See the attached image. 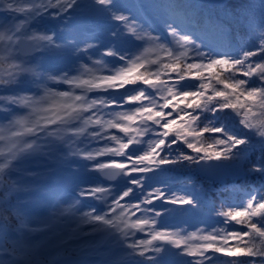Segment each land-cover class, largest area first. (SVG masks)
Wrapping results in <instances>:
<instances>
[{
  "label": "snow or ice",
  "instance_id": "1",
  "mask_svg": "<svg viewBox=\"0 0 264 264\" xmlns=\"http://www.w3.org/2000/svg\"><path fill=\"white\" fill-rule=\"evenodd\" d=\"M95 3L107 6L110 12L116 9L114 0H95ZM5 7L10 14H4L7 23L4 25L5 30L0 32V53H3L0 54V85H15L18 90H22L27 85L35 84L37 80H47L67 84L71 90L45 89L43 95L34 93L0 97V100L27 109V115L14 117L9 120L7 127L0 128V142H3L0 157L5 161L0 163V174L5 173V170H9L10 174L14 170L12 162L34 149L35 139L29 142L25 137L39 138V133H44L47 137L56 131L53 126L64 125L70 126L69 130L76 135L86 132L88 126H97L100 131H93L91 135L98 139H105L102 133L112 129L124 134L119 136L113 133L107 137L115 142L116 147L106 145L95 153L88 152L85 155L87 159L94 160L113 153L125 157L132 167L129 169L127 164L110 159L107 163L97 162L95 169L98 171L112 170L117 174L128 175L130 172L153 171L154 167L159 169L161 165H183L188 162L200 166L204 162L203 167L210 172L222 169L241 171L245 164H250L248 172L264 175V58L253 59L257 56L264 57V16L259 25L260 42L255 50H248L251 46H241L238 51L234 50L235 54L214 56L198 52V57L203 59L188 63V50L174 51L166 44H159L158 48L164 53L163 56L156 55L152 58L146 55L156 51L153 47H147L140 56L112 70L111 75H97V70L85 65L84 73L70 77L68 72L50 75L42 64L38 68L26 66L21 54L25 52L26 46L32 51L47 49L55 54V50L61 47L55 42L56 33L49 35L35 32L32 24L52 23V20H45V13L53 19L65 21L69 10L75 12L80 7L78 0H24L23 4L7 3ZM141 7L146 9L148 6ZM221 7L225 17H245L249 14L248 8H241L236 12L227 5ZM176 10L173 8V12ZM15 13L22 14L23 18L15 16ZM113 18L123 21L127 31L145 43L158 42L169 36V43L181 48L192 43L190 35L180 34L182 27L174 15L171 24L165 21L168 31L163 37L143 31V25L130 20L129 16L118 9ZM253 27L249 23V28ZM138 29L141 34H137ZM152 31L156 29L153 28ZM112 35L115 39L120 38L119 33L113 32ZM107 55L115 56L117 53L109 51ZM31 59L35 60L36 57ZM120 59L123 60L124 57ZM95 63L100 64L102 61ZM237 74H242L245 78L241 79ZM193 81L199 83L195 84ZM110 89H124V92L118 97L109 94L111 98L103 95L92 98L88 96V93L96 90L108 92ZM36 92H39V87ZM121 101L132 106L127 111L105 112L112 105L122 107ZM206 113L212 114V117L209 118ZM106 115L112 118L105 119ZM236 117L239 119L236 120ZM77 122L82 126H77ZM145 136L150 138L144 140ZM181 142L186 149L192 150V154L180 150ZM256 143L260 146L259 159L253 162L250 154ZM130 145L139 147L131 149L132 154H129L126 150L130 149ZM173 146H176L175 156ZM136 152L142 154L137 155ZM210 161L217 163L209 164ZM130 183L138 185L140 180L131 179ZM156 191L153 199H159L163 195L159 190ZM107 192V188L95 187L87 194L95 196ZM132 192L133 188L127 187L119 198L113 199L114 207L110 211L116 213L120 209L118 214L93 215L95 208L83 214L88 218L84 222L95 226L93 231L100 228L105 233H110L126 247L128 256L144 257L149 264H205V261L207 264H258L255 258H259V264H264V184L249 191L247 200L241 206L230 207L219 213L225 217V224L233 221L240 226L239 229L227 231L221 228L206 234L191 233L188 236H181L178 232L167 229L156 230L155 217L161 213L154 208L146 209L147 212L154 213L153 217L142 215L132 219L135 216L132 209L140 210L139 204L125 207L120 203V200ZM80 195L85 193L81 192ZM147 203L152 204V199H148ZM171 203L196 206L199 202L188 195L174 197ZM3 207L0 204V209ZM22 227L26 228L27 225L23 224ZM146 229L149 230L148 239L128 241V237ZM117 233L125 239L120 241ZM10 235L15 236L16 232ZM28 235L30 238L31 232ZM232 241L235 243H231ZM20 246L24 249L21 258L19 262L13 260L12 264H35L31 253L37 250L28 244ZM173 248L177 251L174 252ZM149 253L154 255H148ZM185 256L194 260L182 259ZM222 257L233 259L223 260ZM240 257L249 259L241 261ZM0 264L4 262L0 261ZM68 264L86 262L73 258ZM116 264L125 262L119 261ZM134 264H144V261L137 260Z\"/></svg>",
  "mask_w": 264,
  "mask_h": 264
},
{
  "label": "rangeland",
  "instance_id": "2",
  "mask_svg": "<svg viewBox=\"0 0 264 264\" xmlns=\"http://www.w3.org/2000/svg\"><path fill=\"white\" fill-rule=\"evenodd\" d=\"M82 1L83 0H78L80 7L76 9L75 12L69 10V13H67L66 16L68 19L64 22L68 25L58 24L56 22L57 18L53 20V25L50 26L43 23L37 24L35 22L32 25L35 32H43L49 35L58 30L61 32H56L54 37L55 42L61 45V47L55 51L62 50L64 53L69 52L67 56L63 57L64 59L54 60L59 61V63H51L52 65H50L49 62H51L50 58L52 52H49L47 49H43L42 51L39 50L38 54L33 56L36 57L35 60H32V57L23 59L33 61L32 63H34V66L37 68L41 64L43 66L44 63L50 75L55 76L60 75L62 72H68V75L71 77L84 73L85 65L93 70H97V75H111L112 70L123 66L128 60L140 56L147 47H153L156 51L146 53V55L152 58H155L156 55L163 56L164 53L158 48L159 44H166L172 47L174 51L188 50V57L193 59L192 62L203 59V57H198V52L207 53L208 55L211 54V51L208 50V47L211 45L210 40H201L183 28L180 34L190 35L192 37V43L186 45V48H181L174 43H169L171 40L170 36L168 39L162 38L158 42L145 43L144 41L136 39L135 36L129 33L123 21H118L113 18V14H115L116 9H118L122 14L129 16L130 20H136L137 24L143 25V31H147L151 35H161L163 37L168 31L165 21L171 24L172 18L166 13V8L155 7L154 0H118V5H116V9L111 11V14L108 13L101 21H92V23L88 21L86 16L89 3L83 4ZM17 2L23 4L24 0H3V3H0V32L5 30L4 25L7 23L4 14H10L5 5L7 3H13L15 5ZM141 5H147L148 7L145 9L141 7ZM142 8L145 9V12L149 13V18L145 17V15L140 12ZM106 10L109 11L108 8H106ZM14 15L21 19L23 18V15L20 13H15ZM83 26H87L86 32H81ZM153 28L156 29V31L153 32ZM112 31L119 33L120 38L115 39L112 35ZM122 31H125V33L121 35L120 33ZM68 32L73 36L68 39L70 43L67 44V40L63 39V36ZM137 34H141L140 29H138ZM99 35H101L100 38H98ZM60 37L61 39L59 40L58 38ZM64 48H66V50H63ZM101 51H105L106 54L112 51L117 53V55H108L110 58V60H108L100 54ZM120 57H124V59L121 60ZM96 61H102V63L97 64L95 63ZM4 78L6 79L7 77ZM164 78L167 79V77ZM194 82L195 81H193V83ZM37 87H39L38 93L36 92ZM144 87L147 89V86ZM11 88L15 89V93L20 95H33L34 93L43 95L45 89H55L56 91L71 90L69 85L62 82L37 80L35 84L27 85L22 90H18L15 85H0V97L13 96L15 93L9 94L8 92ZM96 91L98 93H88L89 98L97 95H103L108 98H111V96L118 97L124 92V89H110L108 92H104L103 90ZM109 94H111V96H109ZM160 103H163V100H160ZM121 105L122 107L112 105L106 108L105 112L114 113L127 111L129 107L132 106L123 101H121ZM24 115H27V109L13 105L5 100H0V128L7 127L9 120H12L14 117ZM111 118L110 115L105 116V119ZM77 126L82 125H79L77 122ZM53 127L56 128V131L47 137H45L44 133H39V138L33 136L24 138L29 142L35 139V147L29 151L42 152L44 154L43 158L35 157L19 163H16L14 160L12 162L14 170H12L10 174L9 170H5V173L2 174L3 177L0 178V204L4 205L3 209H0V213L8 208L10 216L7 214H3V216H6V220L9 222L8 225L14 226L13 228H5L4 223V225H1L4 228H0V261H3L4 264H12L13 260L19 262L21 253L24 251L20 246L22 244H28L37 250L31 253V258L35 264H57L56 260L61 257L81 256L84 254L89 255L84 259L86 264H102L104 262H101L99 257L109 253L108 248H102V245L105 244H115L109 258L105 260L106 263L116 264V262L120 260L124 261L125 264H134V260H131V257L126 254L127 250L125 246H122L110 233H105L100 228H96V230L93 231L95 226L91 223H85L84 221L88 218L83 215L84 213L91 212L93 208L96 209V212L92 213L93 215L102 213H109V215L118 214L120 209H117L116 213L110 211V209L114 207L112 201L114 198H119L123 191L127 190V187H132L133 192L130 193L128 197H124L120 200V203L125 207L139 204L140 209H132V211L135 212V216H133L132 219H136L142 215L153 217L154 213L147 212L146 209L154 208L156 212L161 213L160 216L155 217L157 220L155 226L156 230L167 229L178 232L181 236H188L191 233L201 235L212 232V230H207L203 226L199 227L198 225L195 227L193 220L196 221L198 218L194 219L192 217L196 214V211H194L195 206L171 203V199L174 197L188 195L184 189H174L172 187L173 185L166 181V172L163 166L159 168L160 171L163 172V175H159L158 169L155 167L153 171L143 173L130 172L128 175L121 174L123 183L120 185L102 184L101 182H97L93 177L86 175L87 171L95 168L97 162L107 163L110 159H115L127 164L129 169L132 167L131 162L125 157L117 156L113 153L96 157L94 160L86 158L85 153H95L106 145L108 147H116L115 142L107 139V137H110L113 133L123 136L124 134L119 132V130H109L102 133V135L106 137L105 139H98L91 135L93 131H100L97 126H88L87 131L79 135L70 131V126L61 125L59 127ZM149 138V136H145L143 139L147 140ZM2 144L3 142H0V146H2ZM126 151L132 154L130 149ZM136 154L139 155L142 153L136 152ZM4 162V158L0 157V163ZM140 166L144 167L145 165ZM154 173L157 174V177H153ZM131 179L140 180V184H131ZM71 180H73L72 182H74L75 185L69 188L70 186L68 187L67 185H70L68 182ZM64 182L67 185L64 184ZM159 182L162 183L161 186L157 184ZM95 187H110L109 192H107V198L98 199L97 196H102V194H97L95 196L87 194ZM156 190L163 193L159 199H153L157 194ZM81 192H84L85 195H80ZM74 194H79L82 199L86 200V204H81L76 200ZM44 197L48 198V201L45 200ZM148 199H152V204L147 203ZM196 206L199 207V204ZM98 208L101 209L97 210ZM183 210H186L185 216L177 217V219L173 217L172 219L173 212H178L181 215L184 212ZM20 213H22V215H18ZM1 217L0 220H4ZM20 218L21 221L27 225L26 228L22 227L21 221L19 223ZM16 221L18 224H16ZM174 224L176 226H174ZM14 231L16 235H10ZM29 232H31L30 238L28 235ZM117 236L120 241L125 239L119 233H117ZM132 238L134 240L148 239L149 230L146 229L144 232H137L135 236H130L127 239L132 241ZM85 240L87 241L85 244H89L88 249L84 250L81 247H76L78 244H84L83 241ZM166 247L171 248L172 246L166 245ZM71 249H75L77 254H67L66 251ZM172 250L174 252L177 251L174 248ZM11 252H14V255ZM161 255H163V253H161ZM141 258L142 257H138L137 259L139 260ZM185 258H187V256L182 257V259ZM144 264H149V262L145 260Z\"/></svg>",
  "mask_w": 264,
  "mask_h": 264
},
{
  "label": "trees",
  "instance_id": "3",
  "mask_svg": "<svg viewBox=\"0 0 264 264\" xmlns=\"http://www.w3.org/2000/svg\"><path fill=\"white\" fill-rule=\"evenodd\" d=\"M118 2V0H115L114 4L118 5ZM154 2L155 7L163 9L166 8V13L171 18L174 15L177 23L184 30L189 33H192L194 36L201 40H210L211 45L208 47V50L211 51V54L209 56H214L216 54H235L234 50L238 51L241 46H251L250 48H248V50H255V46L258 45L260 42L259 25L262 16H264V0H230L226 4L229 9L235 10L236 12H239L241 8H248L249 14L245 17L231 15L225 17L221 6L211 7L197 0H154ZM169 5H172L173 7L170 8ZM173 8H176L177 10L173 12ZM107 12L111 14L110 11ZM46 18L49 20L53 19L52 17L48 16L47 13H45V19ZM56 20L58 24H67L64 21L62 22L59 18H57ZM249 23L254 26L252 29L249 28ZM221 25H223L224 27L221 28ZM124 33L125 31H122L120 34L122 35ZM68 43L70 42H67V44ZM63 50H66V48H64ZM55 54L63 55L64 51L57 50L55 51ZM262 58L264 57L257 56L253 59L260 60ZM24 61L26 62V66L30 65L32 67H35V64L32 63L33 61L29 59ZM187 61L188 63H192L193 59L188 57ZM44 69L47 71L46 68ZM172 75L175 76V74ZM237 75L241 79L245 78L242 74ZM194 83L198 84L199 81H195ZM14 90L15 89L11 88V90L8 91L9 94H14ZM14 95H17V93H15ZM205 115H207L209 118L212 117V114L210 113H206ZM238 119L239 118L236 117V120ZM205 135L208 136L210 134ZM258 139L259 138H257V140ZM259 148V144L256 143L255 148L250 154L251 160L253 162L259 159ZM173 149V156H175L176 146H173ZM180 150H185L189 154H192V150L186 149V146L182 145ZM161 166H163V169L166 172V181L172 184V187L174 189H184L187 195L193 196L199 202V207L193 206L194 210L197 212V215L201 219L199 223L194 222L195 227L199 225V227L203 226L205 229L212 231L214 229L221 228L226 229L227 231L239 229L240 226L235 225V222L233 221H230L228 224H225L223 222L225 220V217L219 215V213L227 210L230 207L235 208L241 206V204L247 200V194L249 191H252L254 188L259 187L261 184H264V175L247 171V169L251 167L250 164H245L243 166V170L246 173L244 176L227 178L223 183L206 180L204 177L200 176L197 170V166L189 164L188 162H185L183 165ZM2 177L3 175L1 174L0 178ZM153 177H157L156 173L153 174ZM68 183L70 184L68 185V187H73V185H75L72 181H69ZM8 210L9 209L6 208L1 211L2 214L0 213V217L2 216L1 218L4 219L0 220V228H4L3 226H1L4 225V223L5 228L14 227L10 224L8 225L9 222L6 220V216H3V214H7L10 216V212ZM183 211L184 212L181 215L178 212H173V216L175 218L183 217L186 215V210ZM17 221L16 224H18ZM20 221L21 218L19 220V223ZM23 224L24 222L21 221V225ZM131 240L134 239L132 238ZM83 243L84 244L81 245L78 244V246L76 245V247H81L84 250L88 249L89 244H85L87 243V241L85 240L83 241ZM231 243L235 242L232 241ZM66 252L67 254H77V251L75 249L67 250ZM11 253L14 255V252ZM148 255H153V253H149ZM130 257L131 260H138L137 256ZM222 259L228 260L233 258L222 257ZM247 259L249 258H239V260L241 261H246ZM255 259L259 264V258ZM139 260L145 261L146 259L142 257ZM185 260H194V258L187 257ZM205 264H207L206 261ZM217 264H219V262H217Z\"/></svg>",
  "mask_w": 264,
  "mask_h": 264
},
{
  "label": "water",
  "instance_id": "4",
  "mask_svg": "<svg viewBox=\"0 0 264 264\" xmlns=\"http://www.w3.org/2000/svg\"><path fill=\"white\" fill-rule=\"evenodd\" d=\"M197 1L202 2L208 6H211V7H216V6L226 5L230 0H197ZM82 3L83 4L89 3V6H88L89 8L86 11V15L94 21H100L102 17H105L107 15V10H106L107 6L99 5V4L95 3V0H83ZM33 24H34V22H33ZM38 52H39V50L32 51L30 48H27V46H26L25 52L22 53L21 55L23 58L33 57ZM136 147H137L136 145H131L130 151H131V149H134ZM35 157L43 158L44 154L42 152H25L20 157H18L15 160V162L19 163V162H23L25 160L32 159ZM212 163H217V162H215V161L209 162V164H212ZM203 164H204V162H201L200 166L196 165L197 170H198L200 176H202L206 180L212 181V182L223 183V182H225V180L227 178L240 177V176H244L246 174L244 170L237 171L234 169H222V170H219L217 172H210L203 167ZM87 175L93 176V177L97 178L99 181H101L102 183L109 184V185L120 184L123 181V177L121 176V174H117V173L113 172L112 170L104 172V171H98L95 168H93L87 172ZM107 189H110V187ZM102 196L104 199H106L107 193L102 194ZM114 247H115V244L103 245V248L109 249V253L102 258L103 260H107L109 258ZM73 258L84 261L86 256L61 257V258L56 260V263L57 264H68V261H70Z\"/></svg>",
  "mask_w": 264,
  "mask_h": 264
},
{
  "label": "bare ground",
  "instance_id": "5",
  "mask_svg": "<svg viewBox=\"0 0 264 264\" xmlns=\"http://www.w3.org/2000/svg\"><path fill=\"white\" fill-rule=\"evenodd\" d=\"M94 227V226H93Z\"/></svg>",
  "mask_w": 264,
  "mask_h": 264
}]
</instances>
